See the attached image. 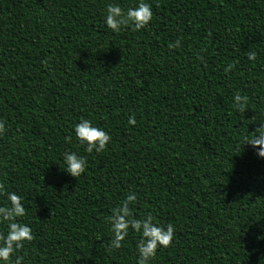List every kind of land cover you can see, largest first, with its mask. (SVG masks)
<instances>
[{"label":"trees","instance_id":"trees-1","mask_svg":"<svg viewBox=\"0 0 264 264\" xmlns=\"http://www.w3.org/2000/svg\"><path fill=\"white\" fill-rule=\"evenodd\" d=\"M146 2L145 29L114 33L107 5L139 0H0V183L35 237L11 264H136L131 229L120 249L101 246L129 193L137 218L175 226L149 264H260L264 158L244 140L264 121V0ZM82 117L110 134L104 152L76 140ZM65 151L87 158L78 179L60 168Z\"/></svg>","mask_w":264,"mask_h":264},{"label":"clouds","instance_id":"clouds-1","mask_svg":"<svg viewBox=\"0 0 264 264\" xmlns=\"http://www.w3.org/2000/svg\"><path fill=\"white\" fill-rule=\"evenodd\" d=\"M153 19L152 5L146 0H139V3L128 8H122L118 4L109 3L106 7L104 23L106 27L114 33H119L123 29L130 28L137 32L145 29ZM180 41L169 44L170 49L179 48ZM248 60L255 62L257 59L256 51L246 53ZM202 59V57H201ZM47 65V61H44ZM235 63H239L236 61ZM235 63H230L225 68V73H230L235 67ZM234 108L244 113L247 110L249 97L242 95L239 91L234 94ZM256 123L255 115L251 119ZM129 125L136 124L135 117H130ZM5 123L0 121V134L4 133ZM76 140L81 145H86L85 151L91 154L104 152L107 149L111 136L100 127L94 126L92 121L81 118L80 122L74 126ZM69 141L71 137L68 138ZM244 145H251L257 150V155L264 158V121H259V126L250 136H246ZM63 172H66L73 178H79L86 171L87 158L78 155L74 151H65L63 153ZM0 191L6 196L8 203L0 206V223H5L7 232H0V262L11 264L13 255L17 250L23 249L25 242H31L35 239L32 228L20 222L19 218L27 215L23 198L15 191L9 192L3 183H0ZM137 202V195L129 193L127 197L116 207L111 209V215L106 218L111 225L112 238L103 243L107 251L120 249L123 242L129 235V229L139 235L136 243L138 258L136 264H149L154 259L160 248H169L172 246L175 237V226L168 223L166 226L159 224L151 212L137 218L130 205ZM54 209L51 210V215ZM258 240H264V236H258ZM23 257H16L15 264H22ZM260 264H264V256L261 257Z\"/></svg>","mask_w":264,"mask_h":264}]
</instances>
